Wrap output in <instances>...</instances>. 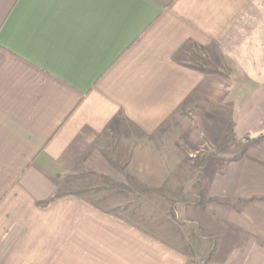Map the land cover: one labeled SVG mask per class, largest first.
Instances as JSON below:
<instances>
[{
	"label": "crops",
	"instance_id": "0c3cea01",
	"mask_svg": "<svg viewBox=\"0 0 264 264\" xmlns=\"http://www.w3.org/2000/svg\"><path fill=\"white\" fill-rule=\"evenodd\" d=\"M257 2L0 0V264H264Z\"/></svg>",
	"mask_w": 264,
	"mask_h": 264
},
{
	"label": "rangeland",
	"instance_id": "374dc122",
	"mask_svg": "<svg viewBox=\"0 0 264 264\" xmlns=\"http://www.w3.org/2000/svg\"><path fill=\"white\" fill-rule=\"evenodd\" d=\"M253 11L254 12L256 11L257 13H259V12L264 13V0H258V2L256 3V6L252 9V12ZM191 55H192V59H194V60L196 59V62L198 63V65L203 66L204 68H207L208 70L210 69L209 66H211V63H210V60L208 58V55H206L204 53L201 54L197 51H193ZM225 56H226V54H223L224 58H225ZM212 66L214 67V65H212ZM221 70H222L223 75H224L227 69L223 68ZM236 72H240V71L236 70ZM263 79H264V77L262 78V80ZM235 87H236V89H238V88H241L242 86H240L236 83ZM233 103L235 104V107H237V105H240L242 102L241 101H235V102L222 101L221 105L223 106V108H225V107H227V105H229V106L233 105ZM220 120H222L221 117H220ZM261 132H263V131H261ZM248 135H249L248 140H246V139L244 140V137L238 139V138L233 137L231 130L230 131L228 130L227 133L224 134L223 138L222 139L220 138V140H219L220 142H219V148L218 149L220 152L219 153L220 156H227L230 153L228 151L227 147H229L231 144L234 145V149L231 150L232 151L231 153H233V156H236V154H238L239 151L241 150L242 145H244L245 143H248L247 141H250V139L252 137L256 136L257 134L249 132ZM193 156L194 157H192V164L197 167V160L200 161L199 157H198V156H200V154L194 153Z\"/></svg>",
	"mask_w": 264,
	"mask_h": 264
},
{
	"label": "trees",
	"instance_id": "16d2710c",
	"mask_svg": "<svg viewBox=\"0 0 264 264\" xmlns=\"http://www.w3.org/2000/svg\"><path fill=\"white\" fill-rule=\"evenodd\" d=\"M249 133H246L243 137H244V140L246 139V140H248V138H249V135H248ZM261 139H264V131L263 132H260V133H258L256 136H254V137H252L251 139H250V141H247L248 143H255V142H258L259 140H261ZM58 197V195H54V196H52L48 201H46V202H44V204L45 203H49L50 201H53L55 198H57Z\"/></svg>",
	"mask_w": 264,
	"mask_h": 264
}]
</instances>
